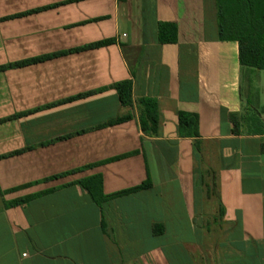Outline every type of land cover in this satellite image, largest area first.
Listing matches in <instances>:
<instances>
[{
  "label": "crops",
  "instance_id": "0c3cea01",
  "mask_svg": "<svg viewBox=\"0 0 264 264\" xmlns=\"http://www.w3.org/2000/svg\"><path fill=\"white\" fill-rule=\"evenodd\" d=\"M69 1L0 0V66L114 40L0 72V120L30 112L0 122V264H172L196 215L218 232L186 264H264V135L232 133L238 45L217 39L215 0ZM157 22L176 24L175 44L157 43ZM125 80L132 107L110 88ZM139 98L157 103L154 137L140 130ZM179 112L197 115V139L180 135ZM93 175L104 195L147 176L151 187L98 207L75 184Z\"/></svg>",
  "mask_w": 264,
  "mask_h": 264
},
{
  "label": "trees",
  "instance_id": "16d2710c",
  "mask_svg": "<svg viewBox=\"0 0 264 264\" xmlns=\"http://www.w3.org/2000/svg\"><path fill=\"white\" fill-rule=\"evenodd\" d=\"M79 0H72L69 2H76ZM68 2V3H69ZM124 3L125 0H118ZM216 2V20H217V39L222 42L234 41L238 45V61L240 70L253 69L256 71H264V0H215ZM46 8L32 10L29 13L42 11ZM156 41L158 44H175L177 42V27L174 22H157L156 23ZM114 44L113 39L98 41L80 48L70 51H63L49 55H43L17 63H10L0 66V72L20 68L28 65L44 62L45 60L58 57L61 55L83 51L87 49H97ZM117 93L118 101L123 107H132L130 80L114 83L110 86ZM138 122L140 130L143 135L154 137L157 135L159 124V113L157 103L151 98H139L136 102ZM30 112L17 114L12 117L0 120L3 122L11 118H17L29 114ZM132 119L131 114L115 118L108 121L104 126H111L120 124L122 122ZM229 121L232 123V133L234 135H264V123L261 119V112L254 108H249L248 112L244 114H229ZM179 132L184 138L197 139L198 135V117L195 114L179 112L178 113ZM196 145V143H195ZM264 152V144L261 146ZM18 153V152H16ZM137 153V152H134ZM134 153L121 155L111 158L96 164L95 166L114 162L125 158ZM67 174V173H65ZM63 174V175H65ZM63 175L54 176L57 178ZM85 190L90 199L101 207L102 203L113 200L122 196H126L138 191L146 190L151 187L149 176L140 185L126 190L118 191L110 195H104L102 191V178L100 175H93L91 177L83 178L75 182ZM33 197H26L20 200L13 201L8 206H17L25 204ZM156 230L154 226V233H161Z\"/></svg>",
  "mask_w": 264,
  "mask_h": 264
},
{
  "label": "rangeland",
  "instance_id": "374dc122",
  "mask_svg": "<svg viewBox=\"0 0 264 264\" xmlns=\"http://www.w3.org/2000/svg\"><path fill=\"white\" fill-rule=\"evenodd\" d=\"M240 79L242 99V111L240 115L248 112L249 108H254L260 112L262 107H264V71L245 69L241 72ZM201 146L203 145L201 144ZM212 201L207 203L208 206L205 210L209 215L216 214V209H213L215 200L212 199ZM196 203L198 210L203 209L205 206L201 199V192L197 195ZM214 220L215 218L213 217L196 215L191 231L188 224H182L179 227L184 238L178 240L177 250L166 251L167 254L170 252L168 256L172 264H186V261L189 260L201 262V251H205L207 248L210 250V246L215 243L218 223L217 221L214 222ZM188 239L191 241L195 240L198 242V245L185 244Z\"/></svg>",
  "mask_w": 264,
  "mask_h": 264
},
{
  "label": "water",
  "instance_id": "95a60500",
  "mask_svg": "<svg viewBox=\"0 0 264 264\" xmlns=\"http://www.w3.org/2000/svg\"><path fill=\"white\" fill-rule=\"evenodd\" d=\"M263 120H264V117H263Z\"/></svg>",
  "mask_w": 264,
  "mask_h": 264
}]
</instances>
